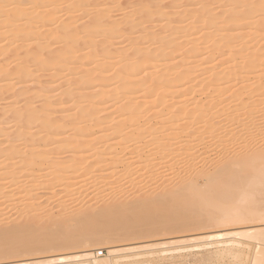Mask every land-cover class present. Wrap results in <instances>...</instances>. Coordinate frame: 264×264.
I'll use <instances>...</instances> for the list:
<instances>
[{
    "label": "rangeland",
    "instance_id": "rangeland-1",
    "mask_svg": "<svg viewBox=\"0 0 264 264\" xmlns=\"http://www.w3.org/2000/svg\"><path fill=\"white\" fill-rule=\"evenodd\" d=\"M95 2L101 3V6L99 5L100 7L98 6V8L97 6L95 8H93V6H89L87 7V9L90 8L88 10H91V13L94 12L92 10L96 9L97 11H99V9H103L106 14V17L101 18L102 22H106L108 20H106V18H109V20L116 19L115 21L118 20L117 22L123 23L126 20L127 14L131 15L132 13L134 14L137 11L139 12L141 6L137 4H140L141 2L142 4L147 5L148 10H150L144 18H141L139 14H135L130 19H127L132 21L133 23V28L128 34L122 36V32H113L105 38L95 37V35H97V33H99L100 31L97 27L91 26V24L88 22L89 17H93V13L91 14L90 12H80L77 14H73V16H77L78 18L76 25L82 26L84 24H87L86 28L82 31L83 35H81L84 37L79 40L82 46H85L82 43H86V41L88 42L91 37H95L94 41H105L104 44L100 45L99 47H96L98 55L96 60L104 59L107 63L103 71H94L92 74L82 73V71L89 70L87 65L93 59L88 57V54L90 53V48H83L79 46V42L76 43V47L79 46L80 48L75 50V52L66 54L64 56L65 59H63V50L68 47L64 41V35L62 32H52L53 34H49L48 36L45 35V39L48 40L47 42L50 43V46H48L45 52H42V61H45L42 65V71L37 72L35 70L36 66L32 65L31 67L34 70H32V75L30 76L17 77L16 75H14V71L12 69L6 72L11 78V83L14 85V89L10 92V94L16 92V95L10 98L3 97L0 100V111H4V108H7L6 110H11L14 113V109L17 110L19 108H22L28 101H33L34 106L39 108L46 107L47 104L52 105V107L50 108L51 111L48 113L47 118L65 119L71 115H74L75 103H77L78 100L85 101L84 99L89 96L88 100L92 102H96L100 99L104 100L106 102V105L110 107L108 112H106L104 115L108 116L107 118H111V112L113 113L115 109L119 108V106H121L124 102H126L132 97H135V99H132L134 103H142L147 92V87L159 77V74L161 72L165 75L168 74V78H174L177 76V72L182 71L185 68L188 69V67H191L187 64L191 61V59L184 58V52L188 51L189 49H194V52L199 54V58L204 60L203 63H207L195 68L194 74L197 75L198 73H207L206 77L212 76L213 74L216 75V73L218 74V72L222 71L223 68H225L226 70L233 69L231 73L236 72L234 68L242 64L244 59L243 56L247 53L237 52L239 49H243L245 47L243 43L244 40H241L240 38H237V42L235 43L231 42L230 48H226V50L230 52L216 51L215 48L218 44H216L215 42L219 39L225 40V38L221 35H226L227 38L232 35L235 37H239L242 33L248 32L252 36L249 37V39H253V37L256 36L254 41L249 43L250 46H253V48L256 49L261 47L264 49V29L259 30L256 25H248L242 31H240L239 28L236 29V25H241L242 27V25L245 24H254V22H256L259 17L245 20L243 19L238 23L232 21L230 23L232 29L220 32L219 29L223 28L222 22L227 19L228 16L232 15V13L227 11L229 10L227 8L228 6L220 8V6L218 5H221L222 2L217 3V0H160L156 8H153L154 0H117L112 3L108 0V3H104V5H102V3L107 2L106 0H96ZM246 3L247 1L242 3L241 0H238L236 5L241 7V9H246ZM134 4L137 5V7ZM65 7L66 6L63 5L62 8L58 9V16H64ZM203 7L204 9L206 7V9L212 8L213 11L211 13L216 14L217 19L211 21L208 18L209 15H207L208 20L205 19L207 22H205L203 19L195 18L194 21H191L190 23V20H187L186 13L192 12L193 10L200 9ZM250 8L252 7H247V9ZM241 9L237 11L240 12ZM39 11L43 12L45 10ZM154 11H157V13L154 14ZM238 15L243 16V14ZM61 20H63V17L61 18ZM143 27L145 32L142 31ZM125 28H127V26ZM189 28L191 30H189ZM51 30L52 27L41 28L42 32L48 31L47 33H49ZM178 30L181 32L179 33ZM184 30H189V35L174 40L176 37L182 35V32ZM173 33L175 36L173 35ZM206 33L209 35L211 34L210 36H212V39L208 40L207 42H205V40L201 37L202 34ZM145 34L152 35V38L149 40V36L145 37ZM165 39L170 40V42L164 44V47H161V44ZM5 42V40H1L0 44ZM34 42L35 41L31 39L27 43V45L34 44ZM218 42L221 45V43H223L224 41ZM239 42H241V44H239ZM108 44L111 47L110 48L108 46L110 49V52H107V54H109V58H107V56L105 55H102V53L106 54L105 52H103V49H105L106 45ZM255 44H257L256 47H254ZM72 46L73 44L71 45V47ZM79 49H83V51H78ZM136 50H140L141 54L144 56L143 61L138 63V65L140 66L139 69L136 70V72L134 73V78L129 77L128 79L124 80L125 83L122 84L123 81H120V69L126 64H133V60L141 56V54H135ZM120 52H125L126 56L122 58V60H120L119 62H116V59L118 58V55H120ZM149 52H151V54ZM36 54L37 50L31 51V53L26 55L25 58L17 62L21 64L30 63L35 58ZM50 55L52 56L50 57ZM78 55L84 57L77 59ZM258 58L260 59V61H264V55H261ZM60 60L61 65L63 67L57 70L56 66ZM223 60L226 61V63L221 66L220 64L223 62ZM173 65H176V68L170 70V67ZM260 65L262 66L264 64ZM14 66L15 64L11 65L12 68ZM261 66L258 69H264V66ZM164 67L169 68H165V70H163ZM208 70L209 72H205ZM257 74L258 72L248 73V71H245L243 75H241V77L244 78V81L241 84L236 81H233L229 83V85L227 84L228 86L226 85V94L223 95V97L225 99L228 98L229 101L226 103L227 106L223 103L225 108L235 106L238 98H243L247 101L249 100L248 95L257 83ZM261 76L262 78H264V74H262ZM145 77H149L150 80L139 82L137 85H130L127 88H122V86H124L126 82H133V80L137 81V79L141 80ZM223 81L217 82L219 83L220 87L225 86ZM196 82H199V79L194 80L191 84H185L180 88V90L189 89L191 86H194ZM70 83L75 84L70 86ZM37 87H39V89ZM26 88L30 89V91L25 94L23 90ZM36 88L38 90H36ZM134 88L139 90V92L135 95L131 93L132 89ZM214 90V87H209L207 90H203V92L201 93L197 92V94H193V97H198L196 98V100L200 102L207 101L210 100L211 97L215 96ZM36 92H41V95L37 98L31 99L32 95L34 93L36 94ZM168 98H170V94H167L166 97L159 98V100L166 101ZM88 104L89 103L86 102L84 103V106L87 107ZM179 107L180 104L176 105L174 109L170 110V113L163 117L164 120L165 118L171 115V111L175 112V109H178ZM157 110L158 108L156 109V107L150 108L149 112L147 110V116H151V114ZM12 112H9L8 116L6 114L4 118L0 119V224H20L22 221L25 222L26 219H29L31 217L29 213L33 215L41 214L42 218H37L42 220L53 219L56 217L70 214L72 215L73 212L76 213L78 209L82 207V205L87 200H92V202L90 203V207H92L91 209L107 207L110 204V200H113L114 202L136 201L135 196L138 194L149 195L153 193H158L161 192L165 186H175L178 182L177 175L175 174L177 170L175 169L174 172V170H171V167L166 166L165 164L161 166L160 170H162V173L153 174L151 170V172H145L143 179L140 180L142 182H139L138 180L134 181L138 174L136 172L137 168H135L136 164L133 166L134 169H132L128 174H124V168L128 165V163H130L129 160H139V155L136 156L131 142L123 143L124 140L121 135L112 136L110 135V131L107 130V126L93 125L92 122L87 119H85V124L80 121H76L75 126H70L69 128H67V132L62 134H56L55 129L49 128H47L45 131H39L38 128H34V131L32 133H26L24 135V139L27 137L40 139L38 150H41L43 152L40 155H33L31 159L23 160L21 163L18 164V160L27 155L26 151H28V148L25 145V141H22L21 145H18L19 148L10 147L11 144L6 142L9 140V133L14 132L18 124H20L19 122L8 123V121L11 119ZM41 113L43 114L44 111H41L38 114L40 115ZM124 117L125 114H122V118ZM157 120L159 119L151 118L150 123L156 122ZM131 122L132 121H129L127 122V124H130ZM12 124H15L16 126H13L11 129L8 130L7 128L11 127ZM106 124L110 126L113 125L112 122H108ZM138 124V128L127 130V132H138L141 126L147 127L149 124L148 119L146 117L140 118L138 120ZM79 126L82 127V132L87 131L86 133L88 135V137L84 138V141H82L83 144H87V142L89 141L99 142V145L96 146V149L94 151L85 152V150H83L81 152L79 144L68 146V149L71 150L69 152L59 153V151L53 150L55 149L58 141H65L66 139H68L74 131H72V129H76ZM155 127L159 128L160 130H164L166 125H156ZM260 128L261 124L257 128L258 132L260 131ZM62 130H65V128H62ZM58 131H60V128L58 129ZM46 134L48 135V138L41 139ZM161 135L162 133L160 134V136ZM147 140L148 138L144 137L140 139V142L135 144L136 146L138 145L139 149L141 148L140 154L142 157L148 156L153 147L150 143L145 144ZM109 144H111V147L107 149ZM130 144L132 146L129 147ZM87 148L88 147H85V149ZM47 151L50 152L49 155L46 154ZM76 151L84 153L83 155L88 158L87 161H93L94 159L96 160L98 159V157H103L106 160L100 163V167H102L101 169H98L100 171L94 170L90 174L94 178L99 177L102 173H106L108 175V178L106 180L108 182V186L104 187L107 189L106 192L96 195L94 194L95 191H91V189L93 190L95 188L89 189L91 184L84 181L75 186L76 191L73 192L74 195L64 197V195L62 193L60 194L59 192V190L63 187L60 186L62 181H60L59 179L56 180L58 172H54L50 177L44 178V175L50 172L51 169L49 168V166L53 161H60L61 159L63 160L64 158L72 156V154L74 155ZM68 167L69 164H63L62 169L64 171H67V173L71 176L73 175L77 177L80 175L76 173V171L73 172V169H70ZM107 167H109V169H106ZM115 172L117 173L115 174ZM26 175L30 176V180L34 178H39L40 181L37 182L34 187H30V183L28 181V178L26 179ZM85 178L86 177H84V179ZM152 178L153 180L151 181ZM80 179L82 180L83 178ZM77 181H79V179ZM114 181L118 182L117 185L112 184ZM46 185H50L52 187L49 192L47 191L50 195L46 192ZM24 188L31 189L28 195L23 192ZM29 207L31 209H29ZM27 209H29V211L27 212L29 218L26 217L27 213H25ZM48 210H51V212H49ZM24 217L26 219H24ZM37 218L35 220L39 221V219L37 220ZM191 234L194 233L173 235L171 238L183 235L189 236ZM162 240H168V238L155 239L153 241L160 242ZM238 241L240 240L238 239ZM130 242L141 243L144 242V240L135 239L125 241H111L105 242L102 245H96L91 248H96L95 252L97 257L106 258L110 254V247H117L119 245ZM240 243L241 241L232 244H221L213 242V251L206 252L205 255L209 259L222 260L227 257L228 259L236 262L249 259L252 260L255 256L254 254H256L255 249L253 248L251 252H249L247 249H242L235 246L239 245ZM183 247L189 250H201L204 248V245H192L189 243H184ZM82 249L84 248L68 249L62 251L53 250L37 255H27L22 252L20 253L19 258L21 260L37 259L49 255L73 253ZM161 250L173 253L174 255L170 257L172 259L189 258V255L187 253H178L176 249L172 247ZM158 258L159 257H155L148 252L141 253L137 257H118L117 255L111 256L113 264H143L144 261ZM8 259L10 258L2 255L0 257V264L5 263V261ZM78 263L79 262L70 260L61 264Z\"/></svg>",
    "mask_w": 264,
    "mask_h": 264
},
{
    "label": "bare ground",
    "instance_id": "bare-ground-1",
    "mask_svg": "<svg viewBox=\"0 0 264 264\" xmlns=\"http://www.w3.org/2000/svg\"><path fill=\"white\" fill-rule=\"evenodd\" d=\"M95 1L96 0H49V1L0 0V42L1 40L6 41L5 43L0 44V100L3 97L10 98L16 95V92L10 94V92L13 91L14 89V85L11 83L10 81L11 78L9 77L8 73H6L7 71H10L12 69L14 71V75H16L17 77L32 75L31 72L32 70H34L31 67L32 65L36 66L35 70L37 72L42 71V65L45 62L42 61V56H43L42 52H45L48 46H50V43L47 42L48 40L45 39V35L48 36L49 34H53L52 32L63 33L64 41L68 46L66 49L63 50V54H62L63 59H65L64 56L66 54L75 52V50L80 48L79 46L83 48L89 47L90 53L88 54V57H90L93 60L90 61L88 65L85 64L87 65L89 70L82 71V73L92 74L94 71L102 72L104 67L107 65V63L105 62L104 59L96 60V58L98 57L96 47H99L100 45L104 44L105 41L102 40L94 41V38L95 37L105 38L110 33L113 32L114 33L122 32L121 35L124 36L128 34L130 30L133 28L132 21L127 19H130L135 14H139L141 18H144L149 13L150 10V9L148 10L147 5L142 4L141 2L140 4H137L141 6L139 12L137 11L138 13L136 12L134 14L131 12L132 13L131 15L127 14L126 20L123 23L117 22L118 20L115 21L116 19L109 20V18H106V20L108 19L110 23L108 22V20L106 22H102L101 18L106 17V14L103 11V9L102 10L99 9V11L95 9L96 12L95 10H92L94 11L92 12L93 17H89L88 22L91 24V26L97 27L100 32L97 33L95 37H91V39H89L88 42L87 41L86 43L83 42L82 44L85 46H82L79 40H81L84 37L81 35H83L82 31L86 28L87 24L86 25L84 24L82 26L76 25L78 18L77 16H73V14H77L80 12L81 13L90 12L91 10H88L90 8L87 9V7L89 6L90 7L93 6V8L97 6L98 8V6L101 3L99 2L96 3ZM106 1L107 2H103L102 5H104V3L107 4L108 0ZM109 1L112 3L117 0H109ZM237 1L238 0H217V3L222 2L221 5H218L220 6V8L228 6L227 8L229 10L227 11L232 13V15L228 16V18L222 22L223 28L219 29L220 32L228 31L229 29H232L230 25L232 21L238 23L243 19L245 20L255 17H259V18L256 22H254V24H245L242 25V27L241 25H236V29L239 28L240 31H242L248 25H256L259 30L264 29L263 27L264 10H262L260 7L261 0H254V1L241 0L242 3L247 1L246 5H255L250 9H247V7L246 9L245 8L241 9V7L236 5ZM159 2L160 0H154L153 8H156ZM13 5H16V7H13ZM63 5H65L66 7L64 11L65 12L64 16H62L63 20H61L62 17L58 16L57 12L59 11L58 9L63 7ZM137 5L135 6L137 7ZM206 8L204 9L203 7L200 9L193 10L192 12H187L186 13L187 20H190V23L191 21H194L195 18L203 19L205 22H207L205 19L208 20V18L211 21L216 20L217 15L211 13L213 9L212 8L206 9ZM239 9H241L240 12L237 11ZM39 10H45V11L40 12ZM156 13L157 11H154V14ZM238 14H243V16ZM207 15H209V17ZM123 25L125 27L127 26V28H125ZM43 27H52V30L49 33H47L49 30L47 32H42L41 28ZM142 29H143L142 31L145 32L144 27ZM189 30L191 29L189 28ZM188 31L184 30L182 32V35L176 37L174 40L188 36L189 35ZM180 32L181 31H179V33ZM210 35L206 33V34H202L201 37L205 40V42H207L208 40L212 39V36ZM148 36L150 40L152 38V35L145 34V37ZM221 36L224 37L225 40L219 39L218 41H224V42L221 43V45L218 41L215 42L216 44H218L215 48V50L218 52H230L227 51L226 48L231 47L230 46L231 42L234 43L237 42L236 40L237 38L244 40L243 43L245 47L243 49H239L237 52H247V53L243 56L244 59L242 64L234 68L236 72L231 73L233 69L230 70L227 69L228 70L227 71L225 68H223V70L219 71L218 74L216 73V75L213 74L212 76L209 77H206L207 73H198L196 75L194 74V69L207 63H203L204 60L199 58V54L195 53L194 49L193 50L189 49L188 51L184 50L185 51L184 58L191 59V61L187 63L191 67H188V69L185 68L184 70L177 72L176 73L177 76L174 78H168V74L165 75L162 74V72L160 74L158 73L159 77L155 79V81H153L147 87L146 89L147 92L144 97V101L142 103H137V104L134 103L132 99H135V97H132L126 102H124L121 106H119V108L115 109L113 113L111 112L110 115L111 118L110 117L107 118L108 116L104 115L106 112H108L110 108L108 105H106V102L101 99L96 102L89 101L88 100L89 96H87L84 99L85 101L78 100L77 103H75L74 115H71L65 119L47 118L48 113L51 111L50 109L52 107L51 104H47L46 107L39 108L34 106L33 101H28L22 108H19L17 110L14 109L13 110L14 113L11 110H6L7 108H4V111L2 110H1L2 112L0 111V119L4 118L6 114L8 116L9 112H12L11 119L8 121V123L9 122L20 123L18 124L14 132L9 133L8 136L9 140L6 142L11 144L10 147L19 148L18 145H21V142L25 141V145L28 148V151H26L27 155L20 158L18 160V164L21 163L23 160L31 159L33 155L34 156L40 155L43 152L41 150H38L40 139H34L31 137H27L24 139V135L26 133L27 134L32 133L34 131L33 130L34 128H38L39 131H45L47 128H49V129H55L56 134H62L67 132V128H69L70 126L72 125L75 126L76 121H80L83 124H85L86 121L85 119L92 122L93 125L107 126L108 127L107 130L110 131V135L122 136L124 140L123 143L131 142L134 148V152L136 153V156L139 155V160L136 159L129 160L130 163H128V165L124 168V174H128L132 169H134L133 166L136 164L135 168H137L136 172L138 174L136 173L137 177L136 179H134V181L138 180L139 182H142L140 180L143 179L145 172L148 173L151 172L152 170L153 174L162 173V170L160 169L161 166L165 164L166 166L171 167L172 168L171 170H174V172L175 169L177 170V172L175 173L178 178L177 184H182L184 183L185 180L190 179L200 171V168L196 166L194 161L199 159V154L206 156L207 155L206 149H212L213 151H215L217 148L223 151H228L229 149H231L234 152H240L244 150H253V151L258 150L260 145V137H259L260 131L258 132L257 128L261 124L262 116H264V78H262L261 76L262 74H264V69H258L261 66L260 64H264L263 63L264 61L262 60L260 61L258 57L264 55L263 53L264 49L262 47L256 49L253 48V46L252 47L250 46L249 43L254 41L256 36L253 37V39H249V37L252 36L248 32L242 33L241 36L239 37H235L233 35L229 36L228 38L226 35H221ZM31 39L35 41L34 44L27 45V43ZM78 42L80 44L79 46L76 47V43ZM169 42L170 40L165 39L162 42L161 47H164L165 46L164 44H167ZM72 44L73 46L71 47ZM239 44H241V42H239ZM256 45L257 44H255L254 47H256ZM108 46L110 47V45L108 44L106 45L105 48L107 51L103 49V52H105L106 54L102 53V55L107 56V58H109L108 56L109 54H107V52H110ZM34 50H37V54L30 63L21 64L17 62V61H21L23 58H25L26 55H28L29 53H31V51ZM78 51H83V49H79ZM149 53L151 54V52ZM135 54L136 55L141 54L140 50H136ZM51 56L52 55H50V57ZM125 56H126L125 52L123 53L120 52V55H118L116 62H119ZM82 57L84 56L78 55L77 59ZM143 57L144 56L141 54L139 58H135L133 60V64L131 63L126 64L120 69V74H121L120 81H123L122 84H124L125 83L124 80L128 79L129 77L134 78L133 77L135 75L134 73L136 72V70L139 69L140 66L138 65V63L143 61ZM61 60L58 62L56 66L57 70L63 67L61 65ZM225 63L226 61L223 60V62L220 65L223 66ZM12 64H15L13 68L11 67ZM263 66L264 65H262L261 67ZM165 68H169V67H164L163 70H165ZM174 68H176V65L171 66L170 70ZM245 71H248V73L258 72V74L256 75L257 83L248 95L249 100L247 101L246 99L238 98L235 106L225 108L224 105L229 101L228 98L225 99L223 97V95L226 94V87L229 85V83L233 81H236L239 84H241L244 81V78L241 77V75H243ZM205 72H209V70ZM149 77H145L141 80L137 79V81L133 80V82L130 81L126 82V84L122 86V88H127L130 85H137L139 82L142 81H149L150 80ZM196 79H199V82H196L194 86H191L189 89L180 90L182 86L188 83L191 84ZM219 81H223L225 86L220 87L219 83H217ZM73 84L75 83H70L69 85L71 86ZM39 87L37 88L39 89ZM209 87L215 88L214 90L215 96L211 97L210 100L200 102L196 100V98L198 97L196 96L193 97L195 94H197V92L201 93L203 92V90H207ZM37 88L36 90H38ZM29 91L30 89L28 88L23 90L25 94L28 93ZM138 92L139 90L135 88L132 89L131 91L133 95H135ZM167 94L168 95L170 94V98H168L166 101L159 100V98L166 97ZM40 95L41 92L38 93L36 92V94L34 93L32 95L31 99L37 98ZM86 102L89 103L87 107L84 106V103ZM178 104H180V107L178 109H175V112L171 111V115L165 118L164 120L163 117L169 114L170 110L174 109L175 106ZM152 107H156V109L158 108V110L152 113L151 116H147V113ZM41 111H44V113L43 114L41 113L39 115L38 113ZM122 114H125L124 118H122ZM144 117L148 119L149 124L147 127L141 126L138 132H132V131L127 132V130L138 128L139 127L138 120ZM151 118H156L159 120L150 123ZM129 121L132 122L130 124H127V122ZM108 122H112L113 125L110 126L106 124ZM156 125H166V127L164 128V130H160L159 128L155 127ZM13 126L16 125L12 124V126L8 127L7 129L9 130ZM59 128L60 131H58ZM62 128H65V130H62ZM72 131L73 133L65 141L63 140L60 142L56 141L57 145L53 150L59 151V153L69 152L71 150L68 149V146L79 144L81 152L83 150H85V152H89V151H94L96 149V146L99 145L98 141H89L87 142V144H83L82 141H84V138L88 137V135L86 133L87 131L82 132L81 126L77 127L76 129H72ZM161 133L162 135L160 136ZM144 137L148 138L145 144L150 143L153 146L151 152L146 157L141 156L140 154L141 148L139 149L138 145L137 146L135 145L136 143L140 142V139ZM47 138L48 135L46 134L41 139H47ZM131 144L129 145V147L132 146ZM85 147L88 148L85 149ZM109 147H111V144L108 145L107 149ZM81 152L76 151L74 155L72 154V156L64 158L63 160L61 159L60 161H53L49 166V168L51 169L50 172L44 175V178H48L54 172H58V176L56 177V180L59 179L60 181H62L60 186L63 187L59 190V192L60 194L62 193L64 197H69L74 195L73 192L76 191L75 186L84 181L91 184L89 189L95 188L93 190L91 189V191L93 192L95 191L94 194L96 195L104 193L107 190L106 188H104L108 186V182L106 181L108 175L106 173H102V174L100 173L101 175L96 178L90 175L94 170L96 171L98 169H101L102 167H100L101 166L100 163L106 160L103 157H98V159L96 160L94 159L93 161H87L88 158L85 155H83L84 153ZM46 154L49 155L50 152L47 151ZM63 164H69L68 168L73 169V172L76 171V173L80 175L77 177L73 175L72 176L69 175L67 171H64L62 169ZM106 169H109V167H107ZM116 173L117 172H115V174ZM29 177L30 176L26 175V179L28 178L30 187H34L37 184V182L40 181L39 178H34L30 180ZM84 177L86 178L84 179ZM80 178L83 179L81 180ZM78 179L79 181H77ZM152 180L153 178L151 179V181ZM117 183H118L117 181H114L112 184L117 185ZM173 187L174 186H167V187L165 186L162 189V191L158 193L169 191ZM45 188H46V192L47 191L49 192L52 187L50 185H46ZM30 191L31 189H26V188H24L23 190V192L26 195H28ZM150 195L151 194L149 195L138 194L135 196V199L136 201L146 200L150 198ZM91 202L92 200L85 201V203L82 205V207L78 209L76 213H78L81 209H91L92 208L90 207ZM110 202H114V201L110 200ZM30 207L29 209H31ZM29 209H27V211L25 210L26 211L25 213H27ZM49 212H51V210ZM74 213L75 212H73V214ZM29 214L31 215V217L29 218L27 213L26 217H28L29 219H26L24 217V219H26L25 222L29 220H35L37 217L39 218L41 217V214H34V215L31 213ZM39 218H37V220ZM40 220L42 219H39V221ZM221 237H224V234L221 232L206 231V232L194 233L189 236L183 235L175 238H170L168 240H162L160 242L153 240L144 241L141 243L130 242L119 245L117 247H112V248L110 247L109 249L110 254L106 258L97 257L95 252L96 248H91L96 246L97 244H92L87 247H77L71 244H58L56 246H45L40 251L35 253L26 252L25 254L37 255L40 253H46L53 250L62 251V250L78 249V248H84V249L73 253L49 255L37 259H27L21 261L25 262V264L28 261H39L40 264H55V263L61 264L70 260L79 262L78 264H104L105 261H110L111 264H113L112 263L113 260H111L112 255L115 256L117 255L118 257L119 256L137 257L141 253H146V252L151 253L148 250V247H146V244L155 247L164 244L170 245L173 241L181 245H183L184 243H189L192 245H203L201 242L204 240H208L211 243L217 242L221 244H225V243L232 244L235 242H240L238 241V239L233 241L228 238H221ZM128 240H135V239H128ZM254 255H255L254 258L252 259L253 261L257 259V254ZM1 256L2 254H0V257ZM1 264H5V263H1Z\"/></svg>",
    "mask_w": 264,
    "mask_h": 264
},
{
    "label": "snow or ice",
    "instance_id": "snow-or-ice-1",
    "mask_svg": "<svg viewBox=\"0 0 264 264\" xmlns=\"http://www.w3.org/2000/svg\"><path fill=\"white\" fill-rule=\"evenodd\" d=\"M260 7L264 10V0ZM206 152V156L199 154V160L194 161L200 168L196 175L169 191L151 194L149 199L110 202L104 208L81 209L53 219L0 224V254L10 258L5 264H25L20 253H35L45 246L87 247L128 239H170L173 235L206 231L221 232V238L233 241L239 239L241 243L235 246L249 252L254 248L257 259H209L205 253L213 251L210 241H202L201 250H189L173 241L155 247L146 244L151 254L159 258L143 264H264V116L258 150L234 152L217 148ZM169 247L187 253L189 258H170L173 253L161 250Z\"/></svg>",
    "mask_w": 264,
    "mask_h": 264
}]
</instances>
